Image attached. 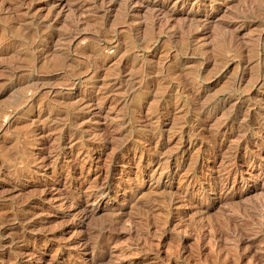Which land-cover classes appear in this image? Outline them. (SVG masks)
Segmentation results:
<instances>
[{"label":"rangeland","instance_id":"obj_1","mask_svg":"<svg viewBox=\"0 0 264 264\" xmlns=\"http://www.w3.org/2000/svg\"><path fill=\"white\" fill-rule=\"evenodd\" d=\"M0 264H264V0H0Z\"/></svg>","mask_w":264,"mask_h":264}]
</instances>
